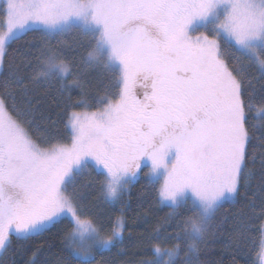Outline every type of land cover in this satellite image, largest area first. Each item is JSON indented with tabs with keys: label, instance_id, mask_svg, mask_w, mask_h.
<instances>
[{
	"label": "snow or ice",
	"instance_id": "obj_1",
	"mask_svg": "<svg viewBox=\"0 0 264 264\" xmlns=\"http://www.w3.org/2000/svg\"><path fill=\"white\" fill-rule=\"evenodd\" d=\"M38 31L44 37L78 31L91 36L89 66L102 65L113 80L91 112L67 113L70 142L33 136L28 92L41 81L73 75L55 47L30 59H9L12 46ZM226 50H230L232 62ZM13 51H18L14 49ZM0 254L12 237L30 240L67 221L65 254L56 264H97L96 256L122 239L124 219L109 229L83 214L69 185L85 170L102 176L107 202L118 203L143 167L158 184V202L174 218L171 245L160 243L139 264H200L199 245L216 209L247 182L246 65L264 77V0H0ZM80 85L78 76L69 85ZM62 88L65 87L62 83ZM143 89L142 98L137 89ZM21 102L17 103V95ZM264 119V100L256 109ZM264 165V161H262ZM162 178V180H161ZM264 185V180H262ZM181 209L190 215L181 216ZM43 246L28 264L40 260Z\"/></svg>",
	"mask_w": 264,
	"mask_h": 264
},
{
	"label": "trees",
	"instance_id": "obj_2",
	"mask_svg": "<svg viewBox=\"0 0 264 264\" xmlns=\"http://www.w3.org/2000/svg\"><path fill=\"white\" fill-rule=\"evenodd\" d=\"M94 41L91 36H83L78 31L64 35L44 37L38 31H29L9 50V59L15 57L17 63L24 59L31 60V66L22 68L25 74H31L39 68L37 57L47 54V47H55L65 59L71 61L73 75L61 82L57 77L48 82L41 81L27 94L31 105V124L33 136L47 135L58 137L62 142H70V132L66 129L67 113L76 111H93L100 105L97 100L105 92H114L109 87L113 78L100 65L89 66L84 58ZM18 49V51H13ZM229 62H232L230 50H226ZM8 71L7 63L0 68V79ZM244 92L247 99L252 93L254 107L248 114L250 137L247 144V169L251 173L247 182L242 178L239 194L231 199H225L212 216L207 232L200 242L198 259L200 264H261V253L264 240V119L256 115V109L264 100V77L255 66L246 65L243 68ZM79 78L80 85H69V81ZM62 83L65 87L62 88ZM141 88L138 87L137 91ZM139 93V92H138ZM143 93V92H142ZM142 93H139L142 98ZM17 95V103L21 102ZM75 178V183L69 185V192H75L78 203L83 208V214L98 220L109 229L117 217H123L124 228L122 239L110 250L96 256L97 264H139L142 259L153 255L152 245L160 243L153 236L157 225H161L160 236L168 235L167 243L171 245L176 230V220L165 224L164 218L169 212L167 205L158 202L156 188L158 184L149 183L146 170L143 167L128 190L122 195L120 202H107L102 188V176L95 171L84 180L83 174ZM181 216L190 215V209H181ZM68 223L64 221L55 224L43 235L30 240L12 237L10 248L0 254V264H28L32 252L43 246L41 261L46 264H56L58 257L65 254L62 236ZM181 243L177 264H183L186 246Z\"/></svg>",
	"mask_w": 264,
	"mask_h": 264
},
{
	"label": "rangeland",
	"instance_id": "obj_3",
	"mask_svg": "<svg viewBox=\"0 0 264 264\" xmlns=\"http://www.w3.org/2000/svg\"><path fill=\"white\" fill-rule=\"evenodd\" d=\"M83 36H85V35H83ZM100 67H103L102 65H100ZM104 69V68H103ZM104 70H106V69H104ZM107 71V70H106ZM108 75L110 76V78H113V75L112 74H110L109 72H108ZM106 93V92H105ZM104 93V94H105ZM81 112H90V111H87V110H82ZM67 143H69V142H67ZM146 168V170H148L149 171V168L148 167H145ZM90 171L91 170H86V172L83 174V176H84V180H86V179H88V177L91 175V173H90ZM148 173V172H147ZM161 180H162V178H161ZM81 206V205H80ZM81 209H82V212H83V208L81 207ZM263 256H264V240H263V246H262V253H261V259H260V262H261V264H262V258H263Z\"/></svg>",
	"mask_w": 264,
	"mask_h": 264
},
{
	"label": "water",
	"instance_id": "obj_4",
	"mask_svg": "<svg viewBox=\"0 0 264 264\" xmlns=\"http://www.w3.org/2000/svg\"><path fill=\"white\" fill-rule=\"evenodd\" d=\"M138 92H139V93H142V92H143V89H140ZM262 264H264V256H263V258H262Z\"/></svg>",
	"mask_w": 264,
	"mask_h": 264
}]
</instances>
